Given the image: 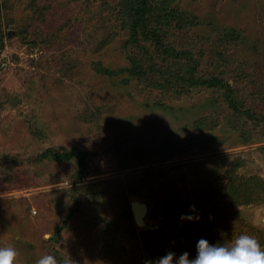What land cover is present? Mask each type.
<instances>
[{
  "label": "rangeland",
  "instance_id": "rangeland-1",
  "mask_svg": "<svg viewBox=\"0 0 264 264\" xmlns=\"http://www.w3.org/2000/svg\"><path fill=\"white\" fill-rule=\"evenodd\" d=\"M139 4L0 0V247L15 264L194 256L220 230L264 246V0ZM134 199L160 228L136 224ZM193 204L200 219H181Z\"/></svg>",
  "mask_w": 264,
  "mask_h": 264
},
{
  "label": "clouds",
  "instance_id": "clouds-1",
  "mask_svg": "<svg viewBox=\"0 0 264 264\" xmlns=\"http://www.w3.org/2000/svg\"><path fill=\"white\" fill-rule=\"evenodd\" d=\"M190 214H181V219L199 220L196 206L190 205ZM221 239L215 243L200 238L195 245V255L188 251L177 255L168 251L163 256L146 260L145 264H264V246L252 235L241 233L234 240L226 242L227 233L219 231ZM17 252L13 247H0V264H15ZM36 264H58L53 255L41 256ZM68 264V261H65Z\"/></svg>",
  "mask_w": 264,
  "mask_h": 264
},
{
  "label": "water",
  "instance_id": "water-1",
  "mask_svg": "<svg viewBox=\"0 0 264 264\" xmlns=\"http://www.w3.org/2000/svg\"><path fill=\"white\" fill-rule=\"evenodd\" d=\"M14 34V31H10L9 36H12ZM131 207L134 215L135 222L138 226L149 229V230H155L160 228L161 225L159 224H150L146 220V216L149 212V204L146 201H141L138 199H134L131 202ZM163 224H166V220H161ZM264 222V218H263Z\"/></svg>",
  "mask_w": 264,
  "mask_h": 264
},
{
  "label": "trees",
  "instance_id": "trees-1",
  "mask_svg": "<svg viewBox=\"0 0 264 264\" xmlns=\"http://www.w3.org/2000/svg\"><path fill=\"white\" fill-rule=\"evenodd\" d=\"M139 12H142L143 9H145L146 5H147V0H139ZM215 82H218L217 80H212V81H209V83H215ZM73 153L77 156L78 158V165L80 167L79 169V172L81 175H84L86 173V170H87V161H86V157H85V154L82 152V151H79V150H72ZM72 154H69L68 156H70Z\"/></svg>",
  "mask_w": 264,
  "mask_h": 264
}]
</instances>
